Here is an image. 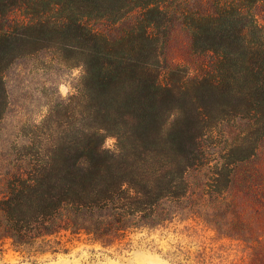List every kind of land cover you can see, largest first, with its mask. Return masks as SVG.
Returning a JSON list of instances; mask_svg holds the SVG:
<instances>
[{"label":"rangeland","instance_id":"1","mask_svg":"<svg viewBox=\"0 0 264 264\" xmlns=\"http://www.w3.org/2000/svg\"><path fill=\"white\" fill-rule=\"evenodd\" d=\"M222 1L133 0L128 4L107 0L93 4L25 0L23 6L10 4L8 18L0 19V32L17 30L26 36L13 42L8 53L0 54V59L4 57L0 64V173L23 165L17 155L58 150L64 138H75L81 129L89 135L98 134L110 152H134L122 138L133 135L137 120L113 115L101 128L103 110L87 97L86 67L74 48L75 39L65 32L66 27L83 21L90 31L113 44L117 53L135 59L142 41L140 22L146 20L157 53L150 74L161 97L169 101L156 114L153 132L162 139L176 133L194 136L201 143L198 154L205 169L232 167L233 161L248 159L258 147L257 157L249 158L240 168L241 172L251 171L256 182L264 184V108L253 111L252 104L251 111L230 97L229 93H241V84L217 62V53L195 46L198 28L217 23ZM228 13L234 20V9ZM152 151L161 155L170 152L165 146ZM243 175L233 196L249 203L251 198L241 190ZM258 192L263 196L264 186ZM255 207L260 215L252 214V237L259 240L264 256V207ZM58 240L64 252L43 255L20 253L7 243L0 248V264L263 263L261 256L254 255L251 241L187 213L164 226L132 231L111 247L85 236L67 235Z\"/></svg>","mask_w":264,"mask_h":264},{"label":"trees","instance_id":"2","mask_svg":"<svg viewBox=\"0 0 264 264\" xmlns=\"http://www.w3.org/2000/svg\"><path fill=\"white\" fill-rule=\"evenodd\" d=\"M10 4L23 6L25 0H0V19L8 18ZM230 8L236 14L234 20ZM261 13L264 0H223L217 23L198 28L195 43L218 54L217 62L242 86L239 95L229 96L251 111L252 104L253 111L264 108ZM140 28L142 41L134 59L117 53L113 44L90 31L83 21L66 27L65 34L75 39L74 48L86 67L87 97L103 110L101 128L113 115L135 118L136 131L122 138L135 150L128 155L110 152L98 134L81 129L75 138H64L58 150L17 155L23 165L0 173V248L9 243L20 253L56 254L64 252L58 238L67 235L85 236L111 247L132 231L164 226L187 213L251 241L254 255L261 256L264 264L260 242L252 237L251 218L260 215L256 205L264 207V195L258 192L264 184L256 182L254 173L240 168L257 157L258 147L248 159L233 161L232 167L205 169L198 154L201 143L194 136L176 133L162 139L153 132L156 114L169 101L161 97L150 74L157 59L151 25L141 21ZM25 36L17 30H2L0 54L8 53L11 44ZM3 59L1 56L0 64ZM157 146L170 152L156 154L152 150ZM243 173L241 190L251 198L249 203L233 196ZM219 222L224 225L220 227Z\"/></svg>","mask_w":264,"mask_h":264}]
</instances>
